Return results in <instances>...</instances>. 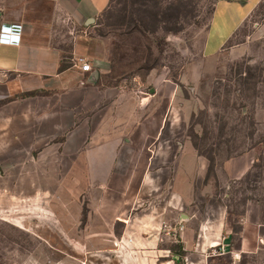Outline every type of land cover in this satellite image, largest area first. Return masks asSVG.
Here are the masks:
<instances>
[{
    "label": "rangeland",
    "instance_id": "1",
    "mask_svg": "<svg viewBox=\"0 0 264 264\" xmlns=\"http://www.w3.org/2000/svg\"><path fill=\"white\" fill-rule=\"evenodd\" d=\"M215 3L111 0L95 18L105 46L92 50L107 52L126 89L148 93L151 85L141 81L150 70L178 79L194 64L198 70L186 88L192 102L185 115L166 123L148 168L140 166L143 157L133 180L104 166H78L84 162L76 151L100 118L91 89L0 100V264H264V251L238 262L223 255L204 229L219 224L222 208L234 232L248 208L264 222V0L217 55L203 57ZM53 8L51 0H0V27L27 9ZM66 19H57L55 43L69 55L74 25ZM186 141L202 164L191 182L183 175L177 182ZM144 170L148 184L140 190ZM142 245L158 247L149 261L139 257Z\"/></svg>",
    "mask_w": 264,
    "mask_h": 264
},
{
    "label": "crops",
    "instance_id": "2",
    "mask_svg": "<svg viewBox=\"0 0 264 264\" xmlns=\"http://www.w3.org/2000/svg\"><path fill=\"white\" fill-rule=\"evenodd\" d=\"M110 1L51 0L54 6L52 10L27 9L13 19L3 20L0 27V100L35 90L60 91L71 93L72 96L76 92L79 96L82 88L91 89L93 95L90 94L89 98H93L97 104L100 118L90 133L89 141H85L86 144L76 151L77 162H84L78 166H104L110 169L109 174L126 175L133 180V171L138 167V161H143V157L145 163L140 166L148 168L152 158L149 154H154V149L159 148L156 142L163 134L166 123L173 125L185 115V106L192 102V97L186 96V88L193 84L198 70L194 64L189 69L191 74L185 72L183 76L179 75V79L170 76L168 71L150 70L141 81L151 85L148 93L138 95L134 89L130 90L129 85L126 89L123 82H118L112 75L107 52L104 50V53L97 55L92 50L105 46L93 30L95 18ZM259 1L216 0L203 42V57L217 55ZM61 14L67 16L66 20L74 25L69 55L62 45L55 43L57 19ZM79 56L90 60L92 71L82 72L74 66ZM65 62L67 65H64ZM89 78L93 81L89 82ZM110 81L114 82L111 84ZM89 98L83 102H91ZM161 106L163 110L159 115ZM154 126H157L155 133L149 131ZM151 136L155 138L150 142ZM180 150L175 177L177 182L182 179V175L190 181V173L196 174L202 160L192 141L184 142ZM249 167L250 163L241 166L238 175L245 174ZM232 168L230 163L228 169ZM148 175L146 170L139 175L140 190L148 184ZM252 212L248 208L240 222L241 231L234 232L232 222L222 208L219 224L207 222L209 225H204V229L210 230L213 235L209 239V246L225 248L226 253L223 255L230 254L236 262L245 254L264 251V222L254 219ZM205 237L208 238L207 232ZM139 248L142 249L139 257H148V261L153 257L152 251L158 249L157 246L147 245Z\"/></svg>",
    "mask_w": 264,
    "mask_h": 264
},
{
    "label": "built area",
    "instance_id": "3",
    "mask_svg": "<svg viewBox=\"0 0 264 264\" xmlns=\"http://www.w3.org/2000/svg\"><path fill=\"white\" fill-rule=\"evenodd\" d=\"M74 66L78 67L82 72H90L92 71V65L89 59L84 56H79L75 59ZM223 252L224 248L222 247Z\"/></svg>",
    "mask_w": 264,
    "mask_h": 264
},
{
    "label": "water",
    "instance_id": "4",
    "mask_svg": "<svg viewBox=\"0 0 264 264\" xmlns=\"http://www.w3.org/2000/svg\"><path fill=\"white\" fill-rule=\"evenodd\" d=\"M90 20H93V19H90Z\"/></svg>",
    "mask_w": 264,
    "mask_h": 264
}]
</instances>
